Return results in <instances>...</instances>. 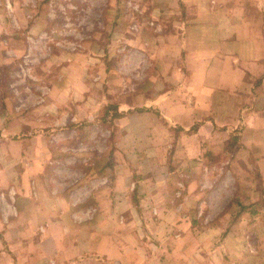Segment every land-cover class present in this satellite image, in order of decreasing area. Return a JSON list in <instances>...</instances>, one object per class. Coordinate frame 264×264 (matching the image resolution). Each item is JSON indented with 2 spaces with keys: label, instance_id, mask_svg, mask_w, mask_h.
<instances>
[{
  "label": "crops",
  "instance_id": "obj_1",
  "mask_svg": "<svg viewBox=\"0 0 264 264\" xmlns=\"http://www.w3.org/2000/svg\"><path fill=\"white\" fill-rule=\"evenodd\" d=\"M73 3L0 0V65L39 50L57 62L51 82L30 76L52 85L35 119L16 109L43 87L25 84L28 94L3 97L0 83V264H264V208L247 207L264 202V0ZM54 4L65 14L77 9L73 53L62 49L64 39L56 52L45 45L55 39L47 32ZM111 74L123 95L99 93L111 89ZM66 97L117 109L120 117H101L110 139L116 125L119 152L143 157L115 166L107 193L113 143L106 186L89 194L90 208L54 185L49 174L63 160H38L35 138L45 137L33 132L45 135L40 127ZM214 168L223 169L216 188ZM183 170L185 184L175 177ZM200 199L208 209L195 226Z\"/></svg>",
  "mask_w": 264,
  "mask_h": 264
},
{
  "label": "rangeland",
  "instance_id": "obj_2",
  "mask_svg": "<svg viewBox=\"0 0 264 264\" xmlns=\"http://www.w3.org/2000/svg\"><path fill=\"white\" fill-rule=\"evenodd\" d=\"M50 0H47V3ZM53 0H51L52 2ZM55 3L58 2V0H54ZM69 4L75 8L73 0H69ZM48 8V5H47ZM74 8H67L66 14L62 13L61 11H58L57 4L51 5V8L49 10V13L51 14V18L54 19V21H51L53 24L49 26L48 29H51L50 31H47L52 35V40H48L45 45H49L51 50H58L59 46L57 43V40H63L65 42H60L61 44H64V47L62 48L66 53H73V48H78L76 45L73 44V35L76 28L80 29V26L78 25V22L74 19L77 14V9ZM67 18L66 25L64 28H66V32L59 33V30L62 27V18ZM70 18V19H69ZM59 23V24H58ZM12 29V28H11ZM18 32L17 29H12ZM20 32V30H19ZM56 52V51H55ZM54 52V53H55ZM33 54L30 58L27 57V61L24 62V58H10L8 57L7 65H0V83H1V89H2V96L8 97L10 95H13L12 90L16 89L17 92L20 93L23 92L24 94H28L26 91L22 90L25 86V84H39L41 87H43V91L45 90V86H50L49 84L41 83L40 80H36L34 78H31L30 76L34 74H38L40 78H43V81H46L49 79V82L52 81V79H56V77H51L53 75H57V62L55 61L54 56H48L47 54H42L41 50L33 52ZM68 57V56H67ZM50 64L51 67H49L48 73H43L41 71V68L43 64ZM30 69V70H29ZM117 69V67L114 65V70ZM118 76L120 77V72H117ZM116 74H111V77L107 78L106 81H110L111 89L108 90H100L99 93L109 94L106 95L108 97H118L119 95H123L125 93L126 89L120 90L118 88H115L117 84L115 83ZM45 79V80H44ZM74 77L70 74H67V82L72 81ZM113 80V81H112ZM112 81V82H111ZM52 86V85H51ZM120 86V84H119ZM33 90V88H32ZM43 91L39 89L36 94L33 93V95L29 96L27 102L22 107L19 106V110L16 109V112H21L22 115H30L33 119H35L34 114V108H37L40 105L45 104V99L47 97L48 90H45V95L43 96ZM108 92V93H107ZM126 95V94H125ZM73 98L69 99V97H66L67 103L65 105H61L58 108H55L53 110L52 114L55 115V117H51L50 121L45 122L43 125L44 127H40V130L44 131V134L42 132H33V135H42L45 138L42 140H39L35 138L36 143L38 144L39 150H42V152H38L39 155V161H45V160H52L58 161L63 160L62 164L53 166L54 172L51 171V174L53 176L54 185L61 184L60 188L62 192H66L68 195H71V200L76 205L82 204L86 202V208L94 207L95 199L89 198V194L95 192V191H102L103 188H105V183H102L101 185V179L104 180L106 178V174L104 171V165L105 162L108 160L109 155V149L113 145L115 146V152L113 153L112 157V163L110 168L111 170L108 172V192L110 193L112 183L111 181L115 179L116 177V167L120 163H126V162H133L137 163L142 160V155L137 153H131L124 154L119 152L117 149V141L119 139L117 133L115 132V129H118L115 125L114 129V135L115 137L110 139V129L109 125L102 123L101 117L103 115V107L108 104L98 105V102H92L88 99H85V102H82L83 104L76 105L73 103ZM18 107L13 104L12 109L14 107ZM91 117H87V115ZM36 124H39L38 122H34ZM36 129L35 131H37ZM119 131V130H118ZM44 150V151H43ZM228 158V157H227ZM226 158V159H227ZM213 159H216L213 158ZM57 167V168H56ZM186 170V169H184ZM183 170V171H184ZM202 169L200 168V172ZM223 171V169H217L214 168L210 170L211 172H214L212 175V179H214V184L212 185L213 188L217 187V174L216 172L220 173ZM190 173L189 171L180 172L179 175L176 173L175 177L177 181H180L181 183L185 184L186 181L190 180V175L186 173ZM183 173V174H182ZM194 174L196 176V171H194ZM228 177V174H226ZM94 178L98 179V181L93 180ZM136 178V177H135ZM204 175H200L198 179H204ZM258 179L257 182L259 184V187L261 185V176L260 174L256 176ZM111 179V180H110ZM98 184V187H95V185ZM202 185L199 186L198 188ZM243 187V186H241ZM244 188L247 190L248 185H244ZM177 189L182 190L181 185L177 187ZM204 189V188H203ZM106 190V189H105ZM201 192V191H200ZM262 192V191H261ZM229 193V186H227V194ZM178 200H182L179 195L176 197ZM136 201L138 202L137 198ZM135 203V201H134ZM235 203H239V200H235ZM233 203V205H235ZM229 202L227 204V209L229 210ZM219 201L212 202L211 210L216 211L218 210ZM256 209L257 207H262L261 202H257L255 204H251L247 207H252ZM246 208V207H245ZM194 220L195 222H198L199 224L195 223L196 225H200V223L203 221V224H205V215L206 211L208 209L206 202L203 204L201 202V199L198 200L197 206L194 208ZM217 217L212 216L208 219V222H217ZM236 218H231V221H235ZM218 240H215V244H217ZM253 242V241H252Z\"/></svg>",
  "mask_w": 264,
  "mask_h": 264
},
{
  "label": "trees",
  "instance_id": "obj_3",
  "mask_svg": "<svg viewBox=\"0 0 264 264\" xmlns=\"http://www.w3.org/2000/svg\"><path fill=\"white\" fill-rule=\"evenodd\" d=\"M108 115H110L111 117H113V119L114 118H118V117L121 116V114H119L117 112V109H115L113 106H107V107L104 108L103 115H102V120L105 121V118L104 117L105 116H108ZM261 205L264 207V202H262Z\"/></svg>",
  "mask_w": 264,
  "mask_h": 264
}]
</instances>
